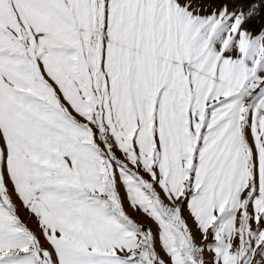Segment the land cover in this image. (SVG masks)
<instances>
[{
	"label": "snow or ice",
	"instance_id": "6c2138e0",
	"mask_svg": "<svg viewBox=\"0 0 264 264\" xmlns=\"http://www.w3.org/2000/svg\"><path fill=\"white\" fill-rule=\"evenodd\" d=\"M0 264H264V0H0Z\"/></svg>",
	"mask_w": 264,
	"mask_h": 264
},
{
	"label": "rangeland",
	"instance_id": "374dc122",
	"mask_svg": "<svg viewBox=\"0 0 264 264\" xmlns=\"http://www.w3.org/2000/svg\"><path fill=\"white\" fill-rule=\"evenodd\" d=\"M22 214L26 216V213H22Z\"/></svg>",
	"mask_w": 264,
	"mask_h": 264
}]
</instances>
